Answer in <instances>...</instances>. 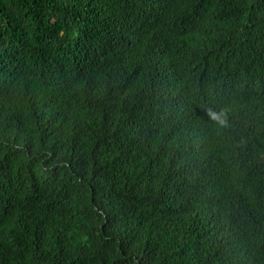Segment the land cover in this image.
<instances>
[{
	"label": "trees",
	"instance_id": "obj_1",
	"mask_svg": "<svg viewBox=\"0 0 264 264\" xmlns=\"http://www.w3.org/2000/svg\"><path fill=\"white\" fill-rule=\"evenodd\" d=\"M0 264H264V0H0Z\"/></svg>",
	"mask_w": 264,
	"mask_h": 264
},
{
	"label": "clouds",
	"instance_id": "obj_2",
	"mask_svg": "<svg viewBox=\"0 0 264 264\" xmlns=\"http://www.w3.org/2000/svg\"><path fill=\"white\" fill-rule=\"evenodd\" d=\"M209 115L220 127L226 128L229 126L227 109H221L219 112L209 110Z\"/></svg>",
	"mask_w": 264,
	"mask_h": 264
}]
</instances>
